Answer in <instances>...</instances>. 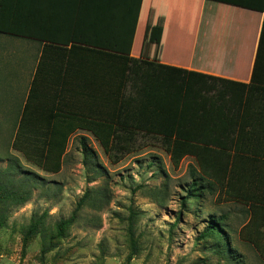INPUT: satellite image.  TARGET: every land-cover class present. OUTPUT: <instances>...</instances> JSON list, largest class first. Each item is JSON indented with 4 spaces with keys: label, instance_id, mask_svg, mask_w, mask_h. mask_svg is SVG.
<instances>
[{
    "label": "crops",
    "instance_id": "1",
    "mask_svg": "<svg viewBox=\"0 0 264 264\" xmlns=\"http://www.w3.org/2000/svg\"><path fill=\"white\" fill-rule=\"evenodd\" d=\"M259 7L264 0H0V39L15 44L16 86L24 88L0 97V118L19 120L39 61L40 94L30 116L55 110V91L44 93V85L57 88L58 71L76 69L59 56L82 48L222 79L212 142L202 143V193L231 244L264 263V12L250 9ZM21 58L29 64L24 77Z\"/></svg>",
    "mask_w": 264,
    "mask_h": 264
},
{
    "label": "rangeland",
    "instance_id": "2",
    "mask_svg": "<svg viewBox=\"0 0 264 264\" xmlns=\"http://www.w3.org/2000/svg\"><path fill=\"white\" fill-rule=\"evenodd\" d=\"M12 48L0 39L3 100L24 89L16 86ZM20 64L24 77L29 64ZM17 122L0 118V180L26 200L3 206L0 264H264L232 245L219 224L200 236L209 220L217 223L202 193V144L166 143L136 130L106 152L92 133L78 130L59 171L50 172L12 147ZM191 187L198 198L182 205ZM32 224L37 232L27 235Z\"/></svg>",
    "mask_w": 264,
    "mask_h": 264
},
{
    "label": "trees",
    "instance_id": "3",
    "mask_svg": "<svg viewBox=\"0 0 264 264\" xmlns=\"http://www.w3.org/2000/svg\"><path fill=\"white\" fill-rule=\"evenodd\" d=\"M250 9L264 12V7ZM263 40L264 18L258 49ZM81 50L59 56L60 62L72 64L76 69L58 71L57 88L44 85V93L53 89L59 101L55 110L44 111V118L30 116L33 99L40 94L37 83L41 62H38L11 144L15 150L24 152L29 161L45 171H59L68 140L78 130L92 133L106 152L119 138L131 139L136 130L183 146L212 142L211 133L215 131L217 119V84L222 79L124 54L89 48ZM45 66L44 55V83ZM71 79L75 81L73 86ZM49 83L52 81H47ZM71 98L75 102L73 108H61L68 107L63 100ZM37 128L42 132L34 133ZM82 145L87 155L88 148L84 142ZM31 152L37 153V159ZM196 191L188 188L181 204L185 205L189 197L198 198ZM25 200L17 189L0 180V228L6 220L3 206L12 202L22 204ZM66 224L62 222L58 228ZM216 228L217 223L211 219L200 236L206 237ZM36 232L37 227L32 224L26 234Z\"/></svg>",
    "mask_w": 264,
    "mask_h": 264
}]
</instances>
